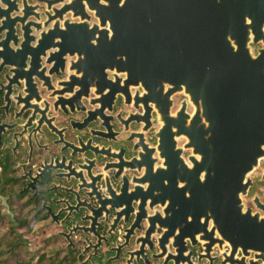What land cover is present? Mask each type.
<instances>
[{
  "label": "water",
  "instance_id": "obj_1",
  "mask_svg": "<svg viewBox=\"0 0 264 264\" xmlns=\"http://www.w3.org/2000/svg\"><path fill=\"white\" fill-rule=\"evenodd\" d=\"M262 16L264 0H42L41 6H32L29 0H0L3 50L10 45L6 21L12 19L19 20L22 28L27 22L40 34L36 49L53 50L47 59L52 69L64 65L67 57L73 59L70 70L74 74L68 81L58 83L61 89L57 90L56 99L61 112L83 115L82 121L75 120L62 129L44 121L36 106L27 107L35 99L28 87L24 95L12 100L20 101L16 104L20 113L32 112L30 119L34 118L33 124V120H28L29 125L27 122L14 126L12 130L22 132L13 134V139L19 142L24 135L28 136L30 147L31 142L38 145L43 140L52 141L51 147L43 151L50 158L43 159L40 174L32 178L28 173L24 178L35 182L53 174L52 179L58 183L51 184L50 191H60L72 200H62L68 208L54 219L66 212L64 222L81 217L80 221L85 223L84 227L60 233L70 246L73 233L78 231L106 239L119 237L117 229H123L125 238L138 237L144 231L137 238L138 249L133 254L154 249L150 238L157 229L164 231L159 242L172 238L176 246L186 237L176 236L170 227L183 225L185 215H195L204 217L203 221L194 217L192 223L205 232L213 222L210 235L220 225V239L234 247L264 251V219L243 212L242 200L249 189L246 176L264 157ZM251 42L263 45L257 58L251 55ZM244 54L247 65L253 66L252 83L229 81L233 78L229 74L230 58ZM54 55L57 60L52 59ZM0 60L4 65V54ZM239 65L233 64L237 69ZM259 69L263 72L261 83L256 72ZM109 72L113 73V80ZM119 83L124 84L122 90L101 97L104 95L99 89L111 85L113 90ZM185 84L196 108L195 115L189 117L193 129L189 135L184 107L173 112V97L182 93ZM5 87L11 88L10 84ZM91 87L96 89V98L85 94ZM131 87L140 88L143 94L131 95ZM41 88L50 94L49 98H54L55 88ZM199 89L205 94L204 109L200 112L196 98ZM115 93L131 100L128 105L133 103L135 110H140L139 104L144 106L137 119L131 122L130 115L124 122L126 133L130 132L127 123L142 127L135 134L138 142L133 151L138 152V158L127 159L122 151L111 153L110 148L95 145L96 140L113 141L114 130L111 132L108 127L107 118L113 112L110 104ZM89 99L91 109L87 110L84 101ZM153 112L160 128L155 135L157 145L150 148L145 133L153 128ZM30 125L36 128L27 130ZM90 125H98L99 129ZM185 136L191 140L188 146L193 148L194 155L202 157L199 162L193 158L192 167L186 164L178 146ZM106 160L111 161L107 166ZM158 161L162 164L156 167ZM134 173L138 176L128 177ZM122 174L118 194L112 182ZM100 188L105 189L106 198L101 199L100 192L96 193ZM187 191L191 195L190 205L185 201ZM80 193L87 200H81ZM91 203L93 208H89ZM187 205L195 208L194 213H186ZM159 207L164 209L163 214L155 211ZM102 223L108 229L103 237L98 232Z\"/></svg>",
  "mask_w": 264,
  "mask_h": 264
},
{
  "label": "flooded vegetation",
  "instance_id": "obj_2",
  "mask_svg": "<svg viewBox=\"0 0 264 264\" xmlns=\"http://www.w3.org/2000/svg\"><path fill=\"white\" fill-rule=\"evenodd\" d=\"M32 6L42 5V0H29ZM264 18V16H262ZM19 20L13 21L7 20L6 25L10 29L9 42L10 45L5 50L0 47V51L6 57L5 64L3 65L0 60V233H10L14 228L18 229L23 227V232L27 231L25 227L26 223H34V233L31 236H37L32 238V243H26L22 245L20 251L33 252L34 246L36 248V254H28L24 257V263L26 264H264V251H256L252 248L232 246L228 241L220 239V225L216 226L213 235H210L209 231L214 228L213 222L207 227V231L194 221V217L197 220H204V217H198L195 215H185L184 224L171 226L172 233L175 235L186 237L182 242H176V246L173 245V239L169 238L168 241L164 239L159 242L164 231L157 229L156 233L151 236L150 241L153 242V250L146 249V253L133 254L138 247L135 245L137 238L144 235V231L138 233V237L125 238L123 229H117V233H121L119 237H106V239H99L93 235H86L83 232L73 233L70 242L60 233H68V229L74 227L81 228L85 226V223L80 221L81 217H77L75 220H69L64 222L68 213H62L58 218L54 219V216L61 211L68 208L67 203L62 200H69L72 202L70 196L62 194L60 191L51 192V184L58 183L57 180L52 179L53 174H46L45 177L39 178L37 181L32 182L29 178L24 176L30 173V177L36 178L40 174V167L43 159L50 158L47 154H44V149L51 147V140H43L38 145L31 142L29 146L28 136H23L19 142L13 139V134L22 132L12 128L21 124L28 125L34 119L31 118L32 112L16 108V104L20 103L19 100L12 101L14 96L24 95L27 87L31 94L35 97L33 101H30L27 107L32 108L36 106L37 112L44 115V121H49L54 126L62 128H68L71 122L82 121L85 117L83 115H65L60 110V104L57 102L58 93L57 90L59 82L68 81L71 72L72 58L67 57L64 65H57L52 69V64L47 63V59L50 53H54L53 50H41L36 49L40 34L37 33L33 27H29L27 22H24V28L20 25ZM29 22V20H28ZM95 22V21H93ZM249 22V21H248ZM247 22V23H248ZM50 28V27H49ZM23 29V30H22ZM28 29V30H27ZM29 29L31 31L29 32ZM26 31V33H25ZM4 35H0V41H2ZM25 40V45L22 43ZM59 38L57 39V42ZM1 46V45H0ZM251 49V55L254 58L259 56V51L263 48V45L249 44ZM0 53V55H3ZM52 59L57 60L55 55ZM230 76L232 79L229 81H237L238 83H252L253 66L247 65V57L230 58ZM241 65L233 66L235 63ZM187 65V59L184 62ZM52 70V71H51ZM260 76L259 83L262 82L261 76L263 72L256 71ZM54 73H59L56 76ZM109 78L113 80V73L109 72ZM90 77V76H89ZM120 77H123L120 75ZM188 77V75H185ZM244 78V79H242ZM41 81V82H40ZM233 82V81H232ZM11 88H6L9 85ZM120 86L111 90V85L105 90L99 89L103 98H107L108 93H114L117 90H122L124 84L119 83ZM188 84V83H186ZM185 84L182 93L173 97V112L175 113L179 109H185L188 117L185 118V127L187 134L193 132L191 128L190 116L195 115V106L191 101V95L188 91V86ZM55 88L52 89L55 96L49 98L50 94H46L42 90V86ZM69 90V89H67ZM71 90V89H70ZM69 90V91H70ZM203 90V89H202ZM202 90H197L198 111L204 109L205 94ZM53 92L51 94H53ZM73 92V91H72ZM96 89L92 87L85 91V94L90 98H96ZM131 95L136 93L143 94V90L140 88L130 89ZM40 93V95H39ZM138 93V94H139ZM20 94V95H18ZM114 101L110 104L113 108V112L108 114V127L111 129L112 142L96 140L95 145L100 148H110V152L120 153L122 151L123 156L126 153V158H138V152H134V147L138 142L136 135L141 132L142 127L134 123H127V128L130 130L126 133L125 120L131 115L130 121L137 119L138 115L142 113L144 106L139 104L140 110L133 109V103L129 106L127 100L121 93H115ZM137 94V95H138ZM37 95V97L35 96ZM70 97L67 96L66 98ZM65 98V97H64ZM88 101H84L85 109L90 110ZM57 102V103H56ZM56 103V104H55ZM152 106V105H151ZM69 110L68 107H65ZM121 112V113H120ZM20 113V114H19ZM230 114V112H228ZM246 114V113H245ZM203 117V114H201ZM22 117V119H16ZM203 119V118H202ZM246 120V119H245ZM153 123V128L150 132L145 133L146 144H149L150 148H154L157 145V139L155 138L156 132L160 128L157 125V116L155 112L152 113L150 120ZM34 120L32 121V124ZM204 124V119L202 120ZM31 126V128H30ZM28 126L27 130L31 131L36 126ZM91 128L99 129L98 125H90ZM133 134V135H131ZM191 143L189 137L185 136L179 141V147L182 149V157L189 167L194 165L193 158L198 162L202 160V157L198 154L194 155L193 148L188 145ZM43 149V150H40ZM156 156V155H155ZM157 158V157H156ZM111 161L106 160L105 165L110 164ZM162 161H158L156 167L160 166ZM22 166H25V171ZM19 167V168H18ZM108 173H105V175ZM123 174L117 181H113L112 185L114 189L120 194V186L123 180ZM138 176L137 173L131 174L128 177ZM201 177H204L202 173ZM247 183L249 182L248 193L242 196L243 200V212H249L252 216L264 219V157L259 161L258 167L250 174L246 176ZM53 182V183H52ZM100 197L106 198L105 189L100 188ZM99 195V194H98ZM186 199L188 205L192 204L190 192H186ZM81 200H87L84 193H80ZM92 204V203H91ZM84 205H86L84 203ZM184 208L186 213H194L195 208L188 206ZM94 205L89 206L93 208ZM156 212L163 214V208H156ZM219 218V216H218ZM220 222V221H219ZM144 228L147 229L145 223ZM108 229L106 224L102 223V226L98 230L101 236H106ZM171 233V232H170ZM6 234V235H7ZM88 240V241H86ZM6 239H0V256L2 253L1 248L5 246ZM151 243V242H150ZM123 246H126L123 248ZM159 246L162 248L160 249ZM3 252H11V249L5 246ZM133 252V253H132ZM132 253V254H129Z\"/></svg>",
  "mask_w": 264,
  "mask_h": 264
},
{
  "label": "trees",
  "instance_id": "obj_3",
  "mask_svg": "<svg viewBox=\"0 0 264 264\" xmlns=\"http://www.w3.org/2000/svg\"><path fill=\"white\" fill-rule=\"evenodd\" d=\"M34 223L27 222L25 227H27V231L21 230L23 227L18 229H13L10 233H5V231L0 233V239L5 240V246L11 249V252H3L5 246L1 248L2 253L0 256V264H26L24 263V258L21 255V247L22 245H26L29 242V236L31 234H35L34 232ZM7 234V235H6Z\"/></svg>",
  "mask_w": 264,
  "mask_h": 264
},
{
  "label": "rangeland",
  "instance_id": "obj_4",
  "mask_svg": "<svg viewBox=\"0 0 264 264\" xmlns=\"http://www.w3.org/2000/svg\"><path fill=\"white\" fill-rule=\"evenodd\" d=\"M31 235H32V234H31ZM31 235L29 236V239H32V238L37 237V236H31ZM32 241H33V240H31L30 242L32 243ZM36 248H38V246H34V248H32V249L34 250L33 252L30 251V252H24V253H23V252L21 251V255H22V257L24 258V257H26L28 254H30V255L36 254Z\"/></svg>",
  "mask_w": 264,
  "mask_h": 264
}]
</instances>
